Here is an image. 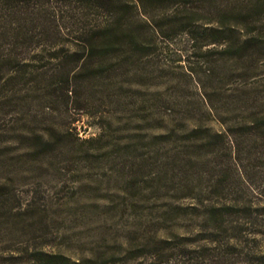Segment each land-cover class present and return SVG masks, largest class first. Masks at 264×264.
I'll list each match as a JSON object with an SVG mask.
<instances>
[{"label":"rangeland","instance_id":"374dc122","mask_svg":"<svg viewBox=\"0 0 264 264\" xmlns=\"http://www.w3.org/2000/svg\"><path fill=\"white\" fill-rule=\"evenodd\" d=\"M159 1L0 0V264L264 254V0Z\"/></svg>","mask_w":264,"mask_h":264},{"label":"trees","instance_id":"16d2710c","mask_svg":"<svg viewBox=\"0 0 264 264\" xmlns=\"http://www.w3.org/2000/svg\"><path fill=\"white\" fill-rule=\"evenodd\" d=\"M196 1H200V6L204 7V8H208L210 7V5H215L214 8L218 7L220 8H224L226 11L233 12V10H235L236 7H233L234 4L231 3V1L234 0H196ZM220 1V4H214ZM153 3L154 5L159 4V0H143V8L145 7L146 3ZM107 4V3H106ZM230 6V7H229ZM233 7V9L231 8ZM236 11V10H235ZM221 13V12H220ZM239 13H241L239 11ZM222 18L225 17V14L221 15ZM192 19V18H191ZM192 21V20H191ZM101 29L99 30L98 34H97V41L99 42V45H103V46H109L110 42H111V37L114 33V28H113V23L112 22H107V24L103 25L102 27H100ZM92 49V48H91ZM248 264H264V254H260V255H256L254 257V262H249Z\"/></svg>","mask_w":264,"mask_h":264}]
</instances>
